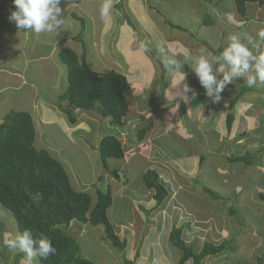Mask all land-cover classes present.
Returning a JSON list of instances; mask_svg holds the SVG:
<instances>
[{
  "label": "rangeland",
  "instance_id": "374dc122",
  "mask_svg": "<svg viewBox=\"0 0 264 264\" xmlns=\"http://www.w3.org/2000/svg\"><path fill=\"white\" fill-rule=\"evenodd\" d=\"M2 1L3 0H0V4H4V7L6 8L15 7L13 0H4L5 2ZM119 1L120 0H76L74 2L75 7L71 8L73 11H69V15L73 19H75L72 16L73 13L82 16L85 22L84 26H80L81 23H79V20V22L77 20L76 22L72 21L73 24H76V29H74V31L73 29L70 30V34L68 36L64 37L55 46L53 45L48 55L56 60L57 51L62 47H68V45H70L69 43H71V46L77 53L82 54L84 51L82 43L80 41L76 42L77 40L74 41L72 39L73 33L78 35L83 30V38L87 48V59L92 68L95 70L106 71L117 66L120 68L122 67L123 69L126 65H129V68H127L130 69V62H132L133 58L139 63L144 62L146 57L144 58L142 56L140 59L139 55L135 54V56L133 55V58H131L127 57L124 52L121 53L119 51L121 44H119L118 41L116 42V35L122 33V30L127 32H131L132 30L134 31V29L127 23L123 13L120 12V9L116 6V3ZM166 1L168 0H123V8L130 15L132 21L138 28V32L134 31L135 34H133L134 36H138L139 41L141 40L143 45L141 46V50H145V54H153V57L158 53V50L161 51L162 47L160 48L159 42L156 40L158 39V36L156 37L154 35V32L156 33V31L153 30L154 28L152 26L151 28H146L144 23L151 20L152 24L154 22L158 25L155 26L158 32L161 29L162 32L164 31V33L168 34V30L170 28L166 24L163 25V20L165 22L168 17L173 22H182V19L178 18L176 10H171L172 12L169 15L165 6ZM174 1L178 2L180 5L181 15L188 6L190 13H188L187 19L191 28L196 26V19L199 15L198 11H200L201 17L207 14V17L211 18L210 21L212 24L206 25L207 28L203 31L201 29L200 32H202V34L208 32L207 34L210 38L207 39L209 40V44L214 48L219 46L225 48V42L228 40L229 36L232 34H238L239 32L241 33L239 34L242 38L244 35H251L253 38H256L257 32L256 30L250 28L254 25H251V23H260L262 21L259 20L262 18L260 16H250L251 10L248 8V16L251 18V22L248 26L238 30V27L229 23L228 12L234 11V0H214L213 4L212 0L210 5H205L203 2L200 4L199 0ZM217 2L218 4L216 5ZM105 4H110L111 6L107 16L102 15V9ZM172 5L174 6L173 2ZM60 6H63L61 1ZM261 6H264V3H261ZM4 21L0 19V26ZM68 28L70 29V27ZM65 29L67 28H62L61 31H64ZM242 30L243 32H241ZM197 31L198 30H196V32ZM11 32L13 33L12 29ZM17 33H19V31ZM148 33L152 34L149 35ZM180 33L183 34L184 32ZM41 34L43 33H40V35ZM40 35H38V41H42L39 37ZM47 35L49 38H54V33L45 34L43 37L45 38ZM129 35L132 34L130 33ZM121 37L125 38V36ZM30 39L31 44L28 45L27 50L22 48L23 43L20 41L21 39L18 38L14 42L13 54L18 56L17 63L21 62V59H19L20 52L24 50V52L29 53V47L31 48L32 46H35L33 41L36 39L33 37ZM6 40L9 43L11 42V37L8 32L6 34ZM69 40L73 42H69ZM146 40L148 41L146 44H152L148 48L146 44L142 42ZM49 41L52 42V40ZM141 43H139V45ZM262 45L260 46V51L264 52V47H262ZM142 47L145 49H142ZM35 50H39V48L37 47ZM46 53L47 52L45 50H42V54ZM126 53H128V51ZM163 53L168 55V51H164L160 54ZM163 57L166 58V55H163ZM183 58L185 57L183 56ZM1 61L0 67H4L9 70L8 72L10 75L0 71V89L7 85L9 79H14L11 74L14 72V68H11L10 66L14 60ZM177 61L180 63L179 59H177ZM37 62L40 63L37 72L35 73V69L30 67V64L29 68L26 70V75L31 81L30 85H33L35 81L38 85V89L46 95L45 98L51 99L52 96L54 107L45 105V109L41 112L35 111L33 109L34 95L31 92L30 85H21L19 88H15L12 87L11 84V87L7 88V90H0V101L5 99L2 103H0V122L3 120L4 116L11 111H29L31 114L34 113L32 116L37 132V142H35L36 147L39 149H46L52 156L61 161L75 188L79 187L81 190L89 192L95 199V184L98 182L100 177L102 178L101 180L104 186L111 184L116 196L113 199L114 205L112 204L110 208L111 211L109 218H111L110 220L112 224L115 226L116 231L121 237L126 238L127 235L124 234V231L128 232L127 228H130L127 225L120 224L121 222L129 223L132 227L136 225L137 236L141 234V231L139 230L140 227L145 232L152 227L151 224H154L155 226L157 225L156 227H161V223H159L161 218L158 222H152L150 219L154 216V214L152 215V212H161L164 208L165 211L164 213L161 212V214L166 215L167 213L170 216L168 218L170 223L167 228L179 226L183 220L180 218H185V221L183 220V224L185 223L186 227L184 236L187 242L192 244L195 249H200L205 242L220 243L224 240L229 241L230 249L228 251H224L217 255H209L203 259L202 264H259L258 258L263 255L264 251V247L262 246L263 244H261L264 241V223L261 222L264 218H259V215L261 214L257 212V209H259V206H264V199L258 198L257 188L255 185L258 183L264 184V177L261 176L262 174L259 169V166L264 167V150L259 153L257 145H250L249 151L252 153L251 157L253 161L251 163V169L245 164L244 166L248 168L241 170V168H239L241 163H238V166L234 163H227L229 162L228 158L226 157V154H223V159H218V163H223V165L226 163L224 167L229 168L230 173L228 174H224L222 171L216 170L214 165H209L207 167L208 163L206 161H203L202 169L200 164L195 165V171L192 176L182 173L181 171H178V173L174 176H168L162 172V174L159 173L161 179L170 189V196L161 207L147 209L151 210L149 213H146L145 210L143 211L141 209L144 213H146L145 221H147V223H145L140 219L141 216L144 217V213L142 212L143 215L140 216V214L136 211V205L133 203V199L143 198V200H146L145 195H150L152 192L154 193V190H151L145 185L143 177H141L142 173H140L143 167L150 168V164L140 158L136 160L135 165L132 164L129 168L125 167L124 170L126 177L121 176L120 179L121 181L128 179L129 183L120 190H117L118 187L115 185V178H109L111 176L102 167V165H100L101 163L99 162L97 148L94 149L97 140L99 141L104 134L115 130H112L110 120L108 118H100L95 111L86 112L77 110L78 121L76 124H71L66 114L56 106V103L59 101V92H61L63 88L62 82L65 81V90L68 86V71L66 69L64 74L62 67L67 66L61 61H59L60 68L53 64L50 65V61L43 59ZM51 74L54 76V91L52 90L53 88L51 89L50 85L52 80ZM233 81L235 84L234 87L228 85V87L233 88V93L230 95V98L236 96L239 89L244 86V90H247L248 92H245L239 99L242 100L243 98H247L250 104L253 105L251 111L254 112L247 120L249 132L246 134L251 143L254 142V140L261 138L258 136L259 130L255 129L259 127L260 122L264 118V86L253 87L250 89L246 85L244 78H241V81H237V83L235 80ZM10 83L15 82L12 81ZM202 91L205 92V89ZM127 97L131 99L130 95ZM151 101L152 99L150 98V101L148 102ZM59 102L64 103L63 101ZM184 121L187 122L186 125L188 126V132H194L193 129H195L194 133L197 134V139H201L200 135L208 131L207 129L201 127L198 129L195 128L194 124L191 125L187 119H184ZM233 132L234 134L232 135L236 136L237 133L239 134L236 130ZM262 132L263 129L260 130V134L263 136L264 134ZM232 135H230V139L228 140L229 142L235 137ZM210 140L212 139L208 138V141ZM125 141L126 140H123V144ZM262 144V148L264 149V140L262 141ZM128 146H130V144ZM175 147L180 153L177 144ZM160 150L161 149L158 150L159 154L156 151L154 152L155 154L151 160L154 162L160 160L157 158V156H160L161 154ZM205 156L207 159H209L208 157L216 159L213 156H210V154ZM192 159L193 157L190 155H186L185 158H182L184 167L191 165ZM120 161L121 160L111 159L109 163L112 167H117ZM158 167L161 169L160 166ZM166 170L169 171L168 168ZM197 170L199 171L198 174L195 173ZM204 186L213 189L215 192L219 193L222 198L219 200L213 199L209 193L203 190ZM143 205L148 206L146 202H144ZM209 205H211L212 208L206 212V210L209 209ZM175 206H178V208ZM215 206L217 207L215 208ZM143 208L145 209V207ZM230 208L236 210L235 214L230 213ZM204 212L212 214L217 213V215L212 219V229L207 226V221L203 222L201 220L202 217H206L203 215ZM156 218L157 217H153V219ZM166 218L167 217H165L164 221H167ZM196 219L197 223L199 222L202 223L203 226H206L203 232L200 230L198 231V229L194 226ZM144 223L145 225L143 227L142 225ZM79 224L81 226L83 225V223ZM216 224H224L221 225L224 230H220L219 228L216 229ZM250 224H254L253 227H261L257 230L251 227ZM74 226V224H71L68 228V232H70L71 235H75V238L81 246L82 255L89 257L99 264H124V258L134 259L133 256L135 257L137 252H139V256L135 258L136 261L137 258L140 257V250L147 255V261H142V259H140V262H142L141 264H178L182 255V250L170 241V234L167 235L168 229L165 228H163L161 233H158L156 230L152 231L147 238L145 237V239L140 236L138 241L134 243L135 245L129 244L130 246H127L126 250L120 251L109 239L105 237L104 225L94 226L88 223L87 228L85 226L83 230H78L74 228ZM138 231H140V233H138ZM17 232L19 231L13 214L0 204V264H27L23 253L18 250L9 249L4 245V240L15 236ZM34 264H39L38 258H35ZM185 264H193V260L191 259ZM262 264H264V262Z\"/></svg>",
  "mask_w": 264,
  "mask_h": 264
},
{
  "label": "crops",
  "instance_id": "0c3cea01",
  "mask_svg": "<svg viewBox=\"0 0 264 264\" xmlns=\"http://www.w3.org/2000/svg\"><path fill=\"white\" fill-rule=\"evenodd\" d=\"M60 1L63 4V6H60L63 11V19H64V25L62 26V28L66 27L67 29H65L64 31H61L62 28L58 30L57 33H54V38H49L48 35L45 38L43 37L45 34H49V33H43L40 35V33H35V32L32 33V31L18 30L16 24L14 22H11V20L9 19L10 13L15 10V7L6 8L4 7V4H0V19H2V21L5 20L0 26V62H2L1 60L4 61L14 60V62L10 64L11 68H14L13 70L14 72L11 73L14 79L11 80L9 79L7 85L3 86L0 90H4V89L7 90V88L11 87L10 86L11 84L12 87L15 88H19L21 85L24 86H27L28 84L30 85L31 81L29 77H27L26 75V70L29 68V65L31 64L30 67H33L36 73L40 65V63L37 61H40L42 59L46 61H50L49 62L50 65L53 64L59 67L60 60H58L59 59L58 52L60 49L57 51L56 60H54L53 57L48 55L50 49L52 48L53 45L55 46L56 44H58V42H60L64 37L68 36L70 34V30L73 29L74 31V29H76L75 27H77L75 26L76 24L72 23V21L76 22L77 19H73L69 15L70 14L69 11H73L71 8L75 7L74 2L76 0H60ZM2 2L5 1L3 0ZM172 2L174 6L172 5ZM202 2L205 5H210L204 0H199L200 4H202ZM165 6L168 10L169 15L172 12L171 10H176L177 16L178 18L182 19V22L181 23H178L176 21L173 22L170 18L168 17L165 18L169 22H173L185 28V30L172 28L170 25L166 24L163 20V25L166 24L170 28L168 30V34H166L164 33V31L162 32L161 29L158 32L155 28V26L158 25L154 22L152 24L151 20L147 21V23H144V26H146V28L147 27L151 28V26L154 28L153 30L156 31V33L154 32V35L156 37L158 36V39L156 40L157 42H159L160 48L162 47L161 51L158 50V53L155 54L154 57L152 56L153 55L152 53H151L152 55H148L145 54L146 53L145 50H141V46L143 45L141 43V40L139 41L138 36L136 35L134 36L135 33L133 30L131 32L122 30V33L116 35L115 38L116 42L118 41L119 44H121L119 51L121 53L124 52V54H126L127 57L133 58V55L135 56V54L139 55L140 59L142 56L144 58L146 57L144 59V62L142 63L141 62L139 63L133 58L134 61L132 60V62H130L131 63L130 69H128L129 65L126 66L124 65L125 68L123 67V69L122 67L120 68L118 66L110 68L125 74L129 82L131 83V87H132L130 92L127 94V96L129 95L131 96V99L128 98L130 111L128 117L125 119V123L123 127L120 128L119 130L122 140H126L124 142L125 156L124 158L117 159L121 161L116 168L118 170L120 177L121 176L126 177L124 168L125 167L129 168L130 166H132V164L135 165L136 160L141 158L143 159V161H146L148 164H150L149 165L150 168L156 169L160 174L164 173L168 176H174L178 173V171H181L182 173H186L192 176L194 174L195 171L194 169L196 164H200V167L202 169L203 163H201L200 160H201V156H204L203 161H206L208 163L207 167L209 165H214V168L216 167V170H220L224 174L226 173L228 174L230 173L229 168L224 167L226 163H224V165L223 163L219 164L218 159H223L222 157L223 154H226L227 158L229 155H232L234 153L240 154L241 149H244L246 147L247 149L248 148L250 149L251 144H253L254 146L257 145L258 147H260V145H263L262 141L264 140V135L262 136L260 134V130L263 129L262 133L264 134V118L262 119V121L260 120L261 122L259 121L260 122L259 127L255 129V130H259L258 136L261 138H259L258 140H254V142L250 143V141L248 140V136L246 135L249 132L247 120L250 116H252V113L254 112L251 111L253 105L250 104L247 98L246 99L243 98L242 100L239 99L234 107L235 120L233 122L230 133L228 132L226 125L227 124L226 117H227V113L230 110L229 100L231 99L230 95L233 93V88L227 86L220 93L219 101H216L213 98L206 96L205 92L202 91L204 88L201 86L199 79L193 72L190 64L191 56L195 54L199 48L204 47L208 49L209 52H211L208 46L210 45L209 40L207 39L210 38L209 35L207 34L208 32L205 34H202V32H200L201 29L203 31L205 28H207L206 25H203V17L200 16L201 13L200 11H198L199 15L197 16L196 19V26L194 28H191L187 19L188 13H190L188 10V6L187 8H185L182 15L180 14L181 9L178 2L174 0H168L166 1ZM246 8L247 10L248 8L251 10L250 16L255 15L262 17L261 19H259L262 20L260 22L261 24L252 22L251 25L252 24L254 25L250 28L256 30V32L261 29H264V6H261L259 2H247ZM247 10H246V14L242 15L235 5L234 11L228 12L229 23L238 27V30H241L245 26H248L251 22V18H249ZM68 27H70V29ZM11 29L13 33L11 32ZM196 30L198 31L196 32ZM18 31L19 33H17ZM178 31L184 33L181 34ZM7 32L11 37L10 43L6 40ZM241 32H243V30ZM130 33L132 35H129ZM148 34L150 35L152 33H148ZM38 35H40L39 37L42 41H38ZM30 36L36 39L35 41H33L35 46L34 47L32 46L31 48L29 47L30 51L29 53H27L24 52V50H27L28 45L31 44ZM73 36H75L74 33ZM121 36H125V38H122ZM18 38L21 39L20 41L23 43L22 48L24 49L22 52H20V58H19L21 59L22 63L21 62L17 63L18 56L13 54L14 53L13 44ZM49 40H52V42H50ZM69 42H73V41L69 40ZM142 42L146 44V42L148 41L146 40ZM139 43L141 44L139 45ZM225 43L227 46V44L229 43V39L226 40ZM69 44L70 45H68V47L73 48L71 46V43ZM150 45L152 44H146L147 48L150 47ZM37 47L39 48V50H35V48ZM262 47H264V45H262ZM142 49L145 48L142 47ZM42 50H45L47 53L42 54ZM163 50L165 52L168 51V55L166 53L160 54L164 52ZM127 51L129 54L126 53ZM163 55H166V58H171L175 60L179 59L181 65L183 64L189 65L188 69L183 70L185 74L184 80L175 86H173L171 83H175L176 80H179L180 74L178 73L173 77L166 70L165 77L163 78L162 67L159 65L160 63L156 60L157 58L158 60L163 61L165 59ZM183 56L185 58H183ZM216 66L217 65H213L214 68ZM62 67L65 74L67 67L65 66ZM5 69L6 68L4 67H0V71H3V73H7L8 75H10V73L8 72L9 70L6 69L5 71ZM51 77L52 80L50 85H51V89L53 88L52 90L54 91V76H52L51 74ZM221 77L222 75L218 76V78ZM12 81L15 83H10ZM184 84L189 85L195 91L196 95L194 97L191 91L187 93L184 92L183 90ZM234 85L235 84H232L231 86L234 87ZM30 87H31V92L34 95L33 109L35 111L41 112L43 109H45V105L54 107L52 96L51 99L45 98L46 95H44V93H42L41 90L38 89V85L35 83V81L33 85H30ZM62 87H63L62 91L59 92V95L65 91L64 89L65 81L62 82ZM150 98L152 99V101L148 102L150 101ZM4 100L5 99H3V101ZM3 101H0V103H2ZM32 115H34V113ZM184 119L185 120L187 119L191 125L194 124L195 128L198 129L199 127H201L207 129L208 131L200 135L201 139H197V134L194 133L195 129H193L194 132H188V126L186 125L187 122H185ZM140 127L146 128V133L142 140H139L137 137V132L140 129ZM240 129L244 131L243 135L240 136L238 135V133L236 134V136L232 135L234 134L233 132L234 130L239 132ZM230 135L235 137L233 138V140L229 142L228 140L230 139ZM208 138L212 140L208 141ZM35 142H37V140ZM225 142L226 144H224ZM98 143L99 141L97 140L94 149L97 148ZM129 144L130 146H128ZM176 144L178 145V149L180 150V153L178 152V150H176L175 147ZM222 144L224 145L221 146ZM159 149H161L160 150L161 154L160 156H157V158L160 160L154 162L153 160H151V158L155 154L154 152L155 151L158 152ZM207 154H210V156H213L216 159L210 157H208L209 159H207V157L205 156ZM186 155H190L193 157L192 164L189 165L188 167H184V164L182 162V158H185ZM227 163L231 164L230 162ZM157 165L160 166L161 169H159ZM248 166L251 167V165ZM259 167L261 171L260 173L262 174L261 176L264 177V167L262 166ZM148 168L149 167H145V168L143 167L141 169L140 171V173H142L141 177H143L144 172ZM167 168L169 169V171L166 170ZM246 168L248 167L241 168V170ZM195 173L198 174L199 171L197 170V172ZM109 178L112 179V177ZM115 181H116L115 185L118 187L117 190H120L121 188L125 187L126 184L129 183L128 179H126L125 181H121V179L119 178V179H115ZM108 185H110L112 188L111 184ZM255 187L257 188L258 198L262 199V196L260 194L261 193L264 194V184L258 183L255 185ZM75 189L79 191H85V190H81L79 187ZM113 194H115L113 195V199H114L116 193L113 191ZM153 194L154 193L152 192L150 195H145L146 200H143V198L133 199V203L136 205L135 209L140 214V216L143 215L144 213L142 207H145V209H152L155 207L156 201L153 198ZM144 202H146L148 206H144L143 205ZM175 207L178 208V206ZM216 207L217 206H215V208ZM211 208L212 206L209 205V209H207L206 212ZM110 211L111 210L109 209V215H110ZM164 211L165 209L163 208L161 212L164 213ZM161 212L160 211L156 213L152 212V215L154 214V216H152L150 219L152 222L153 221L158 222L161 218L159 222L161 223V227H156L157 225L155 226L154 224H151L152 227H150L147 232H145L140 227L141 229L139 228V230L141 231V234L137 236L136 225L132 227V225L129 223L121 222L120 224H124L130 227L127 228L128 232L124 231V234H126L127 237L128 236L129 237L128 238L121 237L120 234L118 233L119 236L122 239H126L128 244L127 246H130L131 244L135 245L134 243L138 241V238H140V236L141 238L145 239V237L147 238L149 234L155 230L158 231V233H161L163 231V228L168 229L167 235H169L173 228V227L167 228V226L170 223L168 219L170 216L167 213L166 215L161 214ZM257 212L261 214L259 215V218H264V206H259ZM203 215L206 217H202L201 220L203 222L207 221V226L210 227V229H212L213 227L212 219L217 215V213L212 214L209 212L208 213L204 212ZM143 216L144 217L141 216L142 218L140 217V219L145 223H147V221H145L146 213H144ZM153 217H157V218L153 219ZM165 217H167L166 218L167 221H164ZM180 219L184 220L185 218L182 217ZM183 220L181 221L182 223L179 226L184 227V233H185L186 227H185V223L183 224L185 220L184 221ZM261 222L264 223V219ZM145 223L142 225L143 227ZM72 224H74L75 225L74 228L78 230H83L84 227L86 226L87 228L88 225L87 223L81 226L78 222L75 221L72 222ZM221 225L216 224L215 225L216 229L219 228L220 230L221 229L224 230L223 226ZM194 226L196 227V229H198V231L200 230L201 232H203L204 228L206 227L203 226L202 223L199 222L197 223V219L194 222ZM250 226L253 227L254 224H250ZM260 227H253V228L258 230L260 229ZM140 231H138V233H140ZM261 244H263L262 246L264 247V241ZM263 255H264V251H263ZM86 258L90 259L89 257ZM133 258L135 259L134 256ZM140 259H142V261H147V255H145V253H143L142 250H140V257L137 258L136 264H139V262L141 261ZM141 263L142 262H140V264Z\"/></svg>",
  "mask_w": 264,
  "mask_h": 264
},
{
  "label": "trees",
  "instance_id": "16d2710c",
  "mask_svg": "<svg viewBox=\"0 0 264 264\" xmlns=\"http://www.w3.org/2000/svg\"><path fill=\"white\" fill-rule=\"evenodd\" d=\"M204 1L209 4L212 2V0ZM234 2L239 12L245 15L247 2L261 4L264 0H234ZM116 6L123 13L129 26L138 32L136 24L123 8V0L116 3ZM72 16L80 21L81 26H84L82 16L76 13ZM207 16V14L203 16V25L212 24L211 18ZM165 23L172 28L185 30L167 19ZM83 33L82 30L78 35L73 36L74 40L82 43L84 48L82 54L79 55L69 47L61 48L58 52L59 60L67 66L68 86L58 96L59 101L64 103L58 101L56 106L66 114L71 124H76L78 121L76 110L95 111L101 118H109L112 130H115L100 138L97 152L102 167L111 177L119 179L117 168L112 167L109 162L111 159H121L125 156L119 130L123 127L130 111L127 94L132 87L127 76L115 69L97 71L92 68L87 59ZM208 46L213 54H219L224 49L221 46L216 48ZM156 60L162 67L164 78L166 69L163 61L157 58ZM182 66V70H185L189 65L183 64ZM235 81L240 82L241 78ZM245 92L248 91H245L242 86L238 94L229 100L230 110L226 117L229 133L235 120L234 107ZM243 132L240 129L238 135H243ZM145 133L146 128H140L137 132L138 139L142 140ZM36 135L34 119L29 111H11L0 122V204L13 214L19 232L30 229L34 236L44 235L52 241L56 253L47 259L37 257L39 264H99L83 257L78 240L75 235L68 232V228L74 221L94 226L104 225L105 237L120 251L126 250L127 240L119 236L109 218V209L113 204L111 186H104L100 177L95 184V199L87 191L76 190L61 161L46 149L36 147ZM262 147L263 145L257 146L259 153L264 150ZM249 150L246 147L241 149L240 154L229 155L228 161L237 166L241 163V168L245 167L244 164L252 166V153ZM203 157L201 156V163H203ZM143 180L148 188L154 190L153 198L156 201L154 208L161 207L170 196L168 185L161 179L156 169H147L143 174ZM203 190L215 200L222 198L219 193L209 187L204 186ZM260 195L264 199V194ZM142 209L146 213L151 211L143 207ZM230 209V213L235 214L236 210ZM184 235L183 226H174L170 232V241L182 250L178 264H185L191 259L193 264H202L205 257L230 249V243L226 240L220 243L205 242L200 249H195L187 242ZM137 256L139 252L135 258ZM258 262L259 264L264 262V255L258 258ZM124 264H136V261L124 258Z\"/></svg>",
  "mask_w": 264,
  "mask_h": 264
},
{
  "label": "clouds",
  "instance_id": "9594fccd",
  "mask_svg": "<svg viewBox=\"0 0 264 264\" xmlns=\"http://www.w3.org/2000/svg\"><path fill=\"white\" fill-rule=\"evenodd\" d=\"M13 3L15 10L9 19L20 30L57 33L64 25L60 0H13ZM110 7V4H105L102 15L107 16ZM228 39L229 43L219 54L201 47L191 56L192 70L205 89V95L216 101H219L220 93L238 78H244L249 88L264 86V52L260 51L261 44H264V29L257 31L256 38L232 34ZM163 64L171 76L180 74L179 80L171 83L173 86L184 80L183 66L177 60L165 58ZM213 65L217 66L214 68ZM221 75L222 78H218ZM183 90L185 93L191 91L193 97L196 95L187 84ZM4 245L23 253L27 264H34L37 257L47 259L56 253L50 238L44 235L36 237L30 229L5 239Z\"/></svg>",
  "mask_w": 264,
  "mask_h": 264
},
{
  "label": "bare ground",
  "instance_id": "6f19581e",
  "mask_svg": "<svg viewBox=\"0 0 264 264\" xmlns=\"http://www.w3.org/2000/svg\"><path fill=\"white\" fill-rule=\"evenodd\" d=\"M77 111V110H76ZM78 111H81V110H78ZM109 119V118H108Z\"/></svg>",
  "mask_w": 264,
  "mask_h": 264
}]
</instances>
